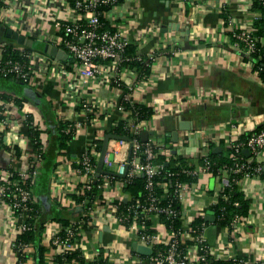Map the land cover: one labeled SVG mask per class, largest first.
Returning a JSON list of instances; mask_svg holds the SVG:
<instances>
[{"label": "crops", "instance_id": "1", "mask_svg": "<svg viewBox=\"0 0 264 264\" xmlns=\"http://www.w3.org/2000/svg\"><path fill=\"white\" fill-rule=\"evenodd\" d=\"M71 15L62 0H0V43L46 53V43L36 39L38 30L51 33V17ZM259 15L248 0H120L103 18L127 37L132 54L149 60V74L140 76L129 66L116 71L111 62H105L100 76L83 83L71 59L66 64L57 60L58 67H66V74H54L49 68L34 73L29 83L0 78V108L10 112L17 131L3 132V143L15 151L0 147V170L23 172L28 168L34 155L27 135L29 118L41 129L51 122L69 123L73 137L58 154L50 146L54 168L41 179L49 212L80 220L76 247L85 260H93L102 251L107 264H148V258L132 247L136 242L134 232L119 223L114 214L112 205L125 199L119 181L101 190V201L93 202L86 221L81 219L83 208L71 199L82 181L74 162L91 143L102 141L117 119L127 115L118 109L123 101L145 104L153 114L140 123V134L146 130L154 145L188 157L197 173L196 181L183 192L181 209L185 217L210 216L203 235L220 258L238 264L264 261V175L254 174L238 183L250 206L234 231L215 222L209 208L217 201L219 179L202 169L205 154L212 151L225 157L230 144L255 131L264 120V80L253 70L252 61L234 46L232 31L251 26ZM7 28L31 38L32 46L6 38ZM117 78L121 85L115 83ZM85 103L90 112L83 109ZM181 121H189L190 130H178ZM232 123L235 128H231ZM175 130L176 143L170 134ZM41 137L49 145L45 132ZM258 161L264 168V159L259 157ZM36 165L40 167L39 162ZM43 198L37 200L44 203ZM19 223L10 207L0 201V264H18L13 243ZM60 225L56 221L45 224L44 245L50 243ZM156 234L163 244L169 239L162 224L156 225ZM32 252L31 246L23 264L32 263ZM56 253L48 250L45 264H56Z\"/></svg>", "mask_w": 264, "mask_h": 264}, {"label": "built area", "instance_id": "2", "mask_svg": "<svg viewBox=\"0 0 264 264\" xmlns=\"http://www.w3.org/2000/svg\"><path fill=\"white\" fill-rule=\"evenodd\" d=\"M67 6L68 10L72 13L67 18L51 17L52 32L45 29L38 30L36 39L39 42H44L50 45L57 46L58 48L67 52L71 59L76 63L75 72L79 75L80 80L83 83H87L93 78L100 76L105 62H111L114 70L118 71L124 63L135 60H141L139 55L128 53L129 40L124 34L114 26H110L108 23H104L101 17H104L112 7L118 2L117 0H62ZM250 8L254 1H261L264 6V0H248ZM107 7V9H105ZM259 17V16H258ZM257 17V18H258ZM264 17V14H263ZM37 31V30H36ZM234 46L238 48L244 56L248 57L252 61L254 55L261 56L259 54L260 48L264 47V36H258L255 34L253 24L248 27L234 28L233 30ZM11 48V50H7ZM59 62L48 54L43 53L40 50L29 49L23 46H8L4 43H0V77L12 78L22 83H29L34 73L54 69L59 74H66V67L61 65L58 67ZM117 85H121L120 80H115ZM13 103L14 101L11 100ZM83 109L86 112H90L91 108L86 103L83 105ZM119 110L126 112L130 111L124 109L122 103L118 106ZM9 111L6 108H0V138L4 139V131L9 133H16L14 123L9 118ZM142 122V121H141ZM130 123L129 140H115L111 139L108 143V153L104 158V170L113 172L119 176L127 174V165L129 164L130 170L128 175L131 176L137 172H141L145 175L147 183L146 188L150 189L153 184V177L160 173L162 166L160 164H153L150 160L141 162V153H146L148 158L152 154V144L149 143L145 148L141 149V143L138 139L140 135V123ZM235 124H231V128H235ZM147 140L145 143H148ZM4 142V140H3ZM154 145V144H153ZM97 142L91 143L88 148L81 154L80 158L74 163L80 165L74 167L76 172L82 176L81 188L90 189L92 187V181L97 179L96 176V164L92 162L91 155L96 158L99 152L96 150ZM165 146H157L158 151L170 156L169 150L164 149ZM250 151L254 159L255 165L251 166L250 162L244 159L242 152L244 149ZM163 149V150H162ZM127 152V155H126ZM109 154L113 155V158L109 159ZM226 158H228L232 165L228 168L231 173L239 174L241 177L236 180L237 184L254 174H261L262 164L258 161L261 157L264 159V120L258 130L252 131L246 134L244 140H236L226 148ZM249 155V156H250ZM128 156H131V160H128ZM29 166L26 171L16 172L19 175V180H13V170H0V201L7 204L10 207L13 217H17L20 220L18 228V234L29 229L28 225V211L30 210L29 204L33 201V195L30 189L26 186L19 185L20 179H25L28 175H35L36 170L32 168L30 174L28 172ZM203 171L211 173L209 170V161L207 154L204 156ZM227 169V168H226ZM186 174L195 176L196 171L192 169L183 170ZM100 176L103 178V182L99 184V188L103 190L107 185H111L112 176L108 173H103ZM219 179L218 194L222 192L225 186L229 185V178L226 176L218 175ZM120 183L119 189L123 193L122 183ZM190 184L177 182L176 193L177 199L181 204L184 200L183 192L188 188ZM76 193H80V189H77ZM124 195V193H123ZM72 199V198H71ZM126 200V197H125ZM119 201H116L112 208L117 221L121 224H125L126 218L123 215H117V208ZM155 198H151L150 205L147 209L153 212V217H157L163 213L171 216L176 212L170 206H155ZM72 202L74 200L72 199ZM139 206H135L133 212L135 215L132 217V222L127 227L135 234L136 242L146 245L152 249L148 258V264H210L209 260L226 261L227 259L220 258L212 247H210L205 240L203 226L199 233L195 234L194 229L191 228L190 223L192 220H188L184 212L181 209L180 219L185 229L179 233H173L168 231L169 239L164 244L158 241L156 233H151L145 230L142 222L137 221V209ZM112 209V210H113ZM146 209V208H145ZM143 209V211L145 210ZM18 211V213H17ZM86 214L81 215L85 216ZM88 215V213H87ZM202 215V214H199ZM198 215V216H199ZM245 217L240 215H234L231 219L229 228L236 230L238 225L243 221ZM83 220V219H82ZM80 220L72 221L66 226L65 237H60L59 233L62 229L60 225L51 238L49 239L56 247V252H64L71 250L76 246L73 243L72 238L75 235H80ZM76 227V230H75ZM165 227V226H164ZM179 239L188 238L192 241L187 245L185 250H181L179 247ZM16 239L13 243V249L15 247ZM163 244V247H155L156 245ZM30 244L23 245V250L27 252ZM261 262V261H258ZM223 264H228L224 262Z\"/></svg>", "mask_w": 264, "mask_h": 264}, {"label": "trees", "instance_id": "3", "mask_svg": "<svg viewBox=\"0 0 264 264\" xmlns=\"http://www.w3.org/2000/svg\"><path fill=\"white\" fill-rule=\"evenodd\" d=\"M117 2H120V0H117ZM105 9H107V7ZM252 9L258 11L260 14L257 20L253 23L255 34L258 36H264V6L262 2L254 1ZM101 20L104 23H108L103 17H101ZM4 44L10 47L11 45L15 46L9 43ZM7 50L10 51L11 48H8ZM127 51L128 53L132 52L129 47ZM259 54H261L260 57H258V55H254L252 57L253 70L257 72L261 80H264V47L260 48ZM123 66L134 67L136 70H138L140 76L144 77L149 74L150 70L149 60H145L144 58H141V60L139 61L132 60L126 62L123 64ZM13 100L16 101L15 99ZM122 105L124 106V109L130 111V113L125 117L117 119L114 124L106 130L107 133L128 136L130 134V123L135 124L141 122L148 119L153 114L152 109L145 104H130L126 101H123ZM89 117L91 118V116ZM28 123L27 135L34 152L33 157H31L30 159L28 172L30 174L32 168H35L36 173L35 175H28V177L25 179H20L19 185L26 186L30 189L33 195V201L29 204L30 210L28 211L27 220L29 229L18 234V236L16 237L14 251L18 257L17 263L23 264L29 257V253L23 250V245L30 244L33 247L31 264H45L46 252L48 250L56 251V247L52 243H49L47 246L42 243V231L45 224L49 221L59 222L62 226L59 235L62 238L66 235V226L69 225L72 220L66 217L64 218L59 212L51 215V213L49 212L50 204L47 203V197H45L44 194L45 189L44 191L41 190V179L47 177L54 168L52 151H49L50 146H54L57 152L55 154H58L62 149L66 148L68 142H70V140L72 139L73 130L69 126V123L62 121L55 122L53 124L51 122L50 125H46L44 129H41L40 127L35 125L31 118L28 119ZM259 128H257L256 130H258ZM44 132L48 136L49 145H45L42 141L41 134ZM245 137L246 135L240 137V140H244ZM138 139L141 143L142 150L147 144L150 143V141H148V143L142 142L140 139V135L138 136ZM96 142V150L100 152L102 141L98 140ZM152 146L153 155L148 158V155L146 153H141V162L144 163L147 160H150L153 164H160L162 168L160 173L153 177V184L150 189L146 188L147 180L145 175H143L141 172H137L131 176L128 175L131 167L129 164L127 165V174H125L124 176L114 174L112 176V183L114 181H119L122 183V190L124 196L126 197L125 201L123 199L119 201L116 213L117 215H123L126 218L125 224L123 225L125 227H128L132 222L133 215H135L133 213L135 212L133 208L138 205L139 208L137 209L136 214L137 221L142 222L146 231L156 233V225L162 224L168 231L179 233L184 231L185 229L183 228L179 215V212H181V204L177 199L176 184L177 182L191 184L196 181L195 176L188 175L183 171L192 169L193 166L188 157L176 156L174 154L167 156L165 153L158 151L156 145L152 144ZM0 147L10 150L12 148L15 151V148H13V146L10 147L8 145H5L2 138H0ZM242 156L244 157V159L250 162L251 166L255 165L252 155L246 156L244 152H242ZM207 157L211 174L214 177H217L218 175L226 176L230 181L229 185L223 188L222 192L217 198L216 203L209 208V210L214 214L216 220L215 222L222 227H227L228 229H230L229 225L234 215H240L243 217L247 215L250 206V199L246 197L245 194L238 188L236 180L241 177V173L235 174L231 173L228 170L230 165H232V162L228 158L224 157L221 153H213L212 151L208 152ZM91 159L93 163H97V158L95 156L91 155ZM128 160H131V156H128ZM37 162L40 163V167H37ZM76 166L80 165L74 163L73 167ZM261 174L264 175V168H262ZM11 178L14 181H17L19 180V175H17V173L14 171ZM102 178V176H99L97 179H94L91 183L92 187L87 190L82 189L81 183H79L78 189H80V193L71 194V198L74 200L75 204L83 208L82 213L86 214L85 216H82V219L84 221L87 220V213L89 212V210H91L93 202L101 201L102 195L99 184L103 182ZM42 196H44V201H42L44 203L38 201V198ZM151 198H155V206H170L176 212V214L168 216L161 213L154 218L153 212L147 209V207L150 205ZM143 209L145 210L143 211ZM207 224L208 221L202 214L194 218L190 223V226L192 229H194L196 234L199 233L201 228L203 226H206ZM78 239L79 235H75L74 238H72L73 243H77ZM178 240L180 245L179 248L181 250H185L186 246L192 243V241L188 238L179 239L178 237ZM163 246V244H159L155 247ZM53 259L56 264L108 263V259L106 256H104L102 251H100L93 260H85L80 249L76 246L73 249L64 252L57 251V253L53 255ZM224 262H227L228 264H238L235 260L232 259H227L226 261H218L212 259L209 260L210 264H223ZM257 264H264V261L258 262Z\"/></svg>", "mask_w": 264, "mask_h": 264}, {"label": "water", "instance_id": "4", "mask_svg": "<svg viewBox=\"0 0 264 264\" xmlns=\"http://www.w3.org/2000/svg\"><path fill=\"white\" fill-rule=\"evenodd\" d=\"M5 36L6 38H9L11 40H13L16 44L19 45H24L27 47H31L33 44V40L31 38H26L24 37L22 34L13 31L10 28H7L5 31ZM44 52H46L48 55H50L51 57L55 58L56 60L60 61L63 64L68 63L69 61H71V56L65 52L64 50L58 48L57 46L54 45H50V44H45L44 48H43ZM68 61V62H67ZM190 123L189 121H181L178 125V130H190ZM178 130H175L173 132H171V136H172V141L173 142H177L178 141ZM150 132L144 130L141 132L140 134V139L142 142H146L148 140V136H149ZM111 139H115V140H129L128 136L125 135H118V134H114V133H106L102 139L101 142V149L98 155V159H97V163H96V176L99 177L101 174L103 173H108L110 175H114L115 173L113 172H108L104 170V158L106 157L107 153H108V143ZM218 150H220V148H218ZM244 154L246 156H249L250 151L246 148L243 150ZM172 153H175V150L172 151ZM113 158L112 154H109V159L111 160ZM121 176H124V174H122ZM125 201V199H124ZM210 216L208 215L205 218H209ZM214 218V217H211ZM133 249L143 255V256H150L152 253V249L146 245L143 244H139V243H133Z\"/></svg>", "mask_w": 264, "mask_h": 264}]
</instances>
